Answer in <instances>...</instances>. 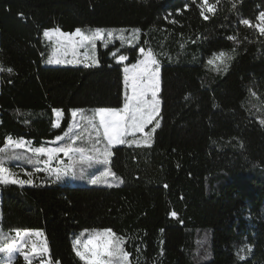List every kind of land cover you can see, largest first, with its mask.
Here are the masks:
<instances>
[{
	"label": "trees",
	"instance_id": "trees-1",
	"mask_svg": "<svg viewBox=\"0 0 264 264\" xmlns=\"http://www.w3.org/2000/svg\"><path fill=\"white\" fill-rule=\"evenodd\" d=\"M260 12L264 0H0V148L9 137L34 147L53 140L74 108L120 109L123 67L140 48L160 65L151 143L110 148L108 165L121 183L41 184L43 174L28 165L33 184L0 185V246L13 231L36 230L53 263L87 264L74 250L77 234L111 229L133 264H264ZM84 27L140 35L134 45L98 43L94 66L42 64L45 29ZM221 52L226 71L211 64ZM54 109L62 110L60 127ZM12 264L28 263L17 255Z\"/></svg>",
	"mask_w": 264,
	"mask_h": 264
},
{
	"label": "snow or ice",
	"instance_id": "snow-or-ice-1",
	"mask_svg": "<svg viewBox=\"0 0 264 264\" xmlns=\"http://www.w3.org/2000/svg\"><path fill=\"white\" fill-rule=\"evenodd\" d=\"M205 5H207V0H204ZM235 6V5H234ZM187 7V5H186ZM208 11H214L212 6H208ZM201 15H204L202 12ZM207 19V17H205ZM260 23L255 27L258 28L261 34H264V12H260L258 18ZM241 23L249 25L250 21L244 19ZM61 37L65 38L67 46L75 48L78 44H84L85 42L91 44L93 48L95 47V42L97 40H103L105 34L108 38H112L115 35V30H106L103 28L90 29L88 33H85L81 28H76L73 33L61 32L58 28L54 30ZM123 29L120 30L121 35ZM133 33L139 32V29H133ZM45 36H49L50 32L46 30L44 32ZM73 37H78V40H74ZM229 39L235 40V37H230ZM131 41H129L130 43ZM140 52L144 54V49L141 48ZM221 56L224 54L221 53ZM115 59L118 62H123L127 57L123 55H117L113 53ZM230 59V57H229ZM156 61L152 57L151 50L145 54V59L138 61L135 64L125 66L123 71L125 73L124 82L125 88L131 89V95L125 94V103L123 108L113 109V108H97L93 111L92 116H85L84 110L79 108H74L71 110V117L73 123L69 124L68 130L62 136H56L55 141L60 142L68 138L70 142L64 143L58 147H47L39 146L34 147L29 144L23 138L13 139L11 137L7 138V143L5 148H0V184H31L32 180H18L15 174L11 171V163L13 161H24L25 163H41L40 157L46 156L47 159L43 160V163L48 166L51 170V161L56 158L61 165L63 161L59 159V154L63 153L64 156L69 158L70 163L64 165L63 167H57L55 169L57 175L67 168L73 167L77 162L85 163L89 165L93 163L107 162L108 157L112 155L109 151V146L113 144H123L125 143V135L128 133H143L145 126L152 123L154 115L159 111L160 101L156 99L157 92L159 91V69L153 70L151 65L155 64ZM10 72L11 69H8ZM149 94H151V99H149ZM57 121L60 119L61 110H54ZM77 116L80 117L81 121H86L87 125L91 126L93 129L102 128L103 137L107 140V145L103 150L96 147L94 144L91 151L92 156L85 154V149L81 147H75V142L79 138L78 135L73 134V128H79L81 125L76 122ZM98 119V125L96 120ZM264 123V121H262ZM158 126V121H157ZM54 127H60L59 122H57ZM100 140L97 138L96 144H99ZM11 149V151H9ZM21 150V151H17ZM25 153H31V155H25ZM79 155L80 159L77 161L75 159L76 155ZM103 157V160L100 158ZM19 167V165H16ZM39 170V169H37ZM109 175H114L110 173L108 169L100 172L99 175H94L91 178V183H99L100 180ZM173 216L176 214L173 212ZM40 235L39 232L35 233ZM28 233H21L18 231L15 238H13L11 243H7L4 246H0V253H7L8 259L11 261L13 254L17 250V247L27 248L29 247L27 243ZM123 240L116 238L115 234L112 233L111 229H105L103 232H97L90 236L87 240L81 241L77 239L74 241V249L76 250V255L80 257L81 260H85L87 264H128L129 254L124 251ZM30 251L32 257L42 256L48 251L46 244H37L33 242L30 246ZM107 257L108 259H105ZM24 258L28 261V264H32V259L28 252L24 253ZM43 264V261H41Z\"/></svg>",
	"mask_w": 264,
	"mask_h": 264
},
{
	"label": "rangeland",
	"instance_id": "rangeland-1",
	"mask_svg": "<svg viewBox=\"0 0 264 264\" xmlns=\"http://www.w3.org/2000/svg\"><path fill=\"white\" fill-rule=\"evenodd\" d=\"M259 23H260V21L257 22L256 25ZM55 29H57V28L45 29L43 31V36H44L45 40L48 42L49 47H50L48 56L42 62V64L46 65V66H94V65L98 64V60H97V45H98V43H101L102 46H106V45L111 44L114 40H119L123 44L134 45L138 42L139 35H140V31L135 33V34L133 33L132 30L135 28H126V27L103 28L106 30H115V35L112 38H108L105 34V38L103 40H97L95 42L94 48L91 44H89L87 42H85L84 44H78L75 48H72L71 46H67L65 38L61 37L57 32H55L54 31ZM81 29L85 33H88V31L90 29H95V28L84 27ZM122 29L124 31L121 35L120 30H122ZM46 30H48L50 32L49 36L44 35V32ZM74 31H75V29L71 32H64V33H73ZM61 32H63V31H61ZM73 39L78 40L79 38L73 37ZM129 41H131V42L129 43ZM140 49H139V59L135 63H137L138 61L144 60L145 54L148 53V51H149L148 49L147 50L144 49V54H142L140 52ZM221 53L214 55V57L212 58L211 64H213V66L215 68H217L218 66H222L223 69L226 71V69H227V58H225L224 53H223L224 55L221 56L220 55ZM152 57L154 58L153 55H152ZM116 61H117V59H116ZM155 61H156V59H155ZM124 62L125 61H123L121 63H124ZM135 63H133V64H135ZM129 65H131V64H129ZM125 66H128V65H124V67ZM124 67H123V69H124ZM151 68L153 70H155L156 68L159 69V89H160V65L156 61L155 64L151 65ZM124 76H125V73L123 71V98L124 99H123V104L120 108H123V105L125 103L126 92H127V95H129V96L131 95V89L125 88ZM148 98L151 99V94H149ZM156 99H158L160 101L159 91L157 92ZM54 110H53V126L57 122L60 123V120H61L62 115H63L62 110H61L60 119H59V121H57V117H56ZM71 110H70V122H69V124L73 123V119L71 117ZM83 110H84V115L90 117V116H92L93 111L95 109H83ZM159 112H160V104H159L158 113H156L154 115L152 123L147 124L145 126L144 132L143 133L137 132L134 134H132V133L126 134L124 137V139L126 141L125 143L149 145L151 143V137H152L153 130L157 126V121L159 120ZM76 122L79 123L81 126L79 128H75V127L73 128V134H76L79 137L75 142V145H74L75 147L84 148L85 154L88 156L93 155V152L91 151V149H92L94 144L96 145L97 148H99L101 150H103L105 148V146L107 145V140L103 137V129L102 128H98V129L91 128V126L87 125L86 121H81L79 116H77ZM96 123L98 125V119L96 120ZM68 127H69V125H68ZM68 127L65 130V132L68 130ZM63 134H61L60 136H62ZM97 138H99V140H100L99 144H96ZM68 142H70L68 140V138H65V140L60 141V142H56L55 138H54L53 140L45 141L40 146L58 147L64 143H68ZM6 143H7V140H6L3 148L6 147ZM119 145H121V144H113V145L109 146L108 150L110 151L111 147H115V146H119ZM9 151H11V149H9ZM17 151H21V150H17ZM25 155H31V153H25ZM45 159H47L46 156H41L40 157L41 163H32V164L25 163L24 161H21L20 162L21 164L18 167V169L11 170V171L15 174V176L18 180L31 179L32 180L31 184L34 183V175H32V171H28V168H27L28 165L32 166V170L34 172H41L43 174V178L40 181L41 184L57 182V183H60L63 185L67 184V185H80V186L109 187V186H113V185H119L121 183L120 178H118L115 174L102 178L99 183H96V184L91 183L92 176L99 175L100 172L104 171L105 169H108L110 171V168L108 165L109 157H108L106 163L101 162V163H93L92 165H89L87 162H85V163L77 162L73 167L67 168L66 171L61 172L59 174V176L57 175L55 169L57 167H63L64 165L69 164L70 163L69 158L64 156L63 153H60L59 159L64 162L63 165H61L56 158H53V160L51 161V170H49L48 166L43 163V160H45ZM75 159L77 161H79L80 157L78 154L76 155ZM100 159L103 160V157H101ZM37 169H39V170H37ZM110 173H112V172L110 171ZM22 174H24V175H22ZM9 184H11V183H9ZM31 184H24V185H31ZM0 185H8V184H0ZM15 185H20V184H15ZM20 186H23V185H20ZM103 230H105V229H89V230L81 231L77 234L75 240L80 239L83 242V241L87 240L90 236L94 235L95 233L103 232ZM17 232L18 231H13L10 233L9 236L12 240H13V238H15ZM19 232L21 233V235H23L24 233L29 234L27 237V243H28L29 247L20 248L18 246L17 250L15 251V253L12 256L11 261H9V259H8V254L3 253V255L1 257V259H2L1 264H12V262L14 261V259L16 258L17 255H21L24 258L25 252L29 253L30 258L32 259V264H41V261H43V264H57V263H53L51 261L48 251L46 253H44L42 256H36L34 258L32 257L31 251H30V246L33 242H36L37 244H41V245L42 244L47 245V243H46V241H45V239L41 233H40V235H36L35 233L38 232L36 230H30L29 232H24V231H19ZM115 237H116V235H115ZM116 238H118V237H116ZM73 245H74V242H73ZM47 249H48V246H47ZM75 252H76V250H75ZM105 259H108V258L105 257ZM83 261L85 263H87L85 260H83ZM26 262L28 263V261H26ZM111 264H114V261H112ZM128 264H133V262L130 260V258L128 259Z\"/></svg>",
	"mask_w": 264,
	"mask_h": 264
},
{
	"label": "crops",
	"instance_id": "crops-1",
	"mask_svg": "<svg viewBox=\"0 0 264 264\" xmlns=\"http://www.w3.org/2000/svg\"><path fill=\"white\" fill-rule=\"evenodd\" d=\"M24 232H29V230H25Z\"/></svg>",
	"mask_w": 264,
	"mask_h": 264
}]
</instances>
